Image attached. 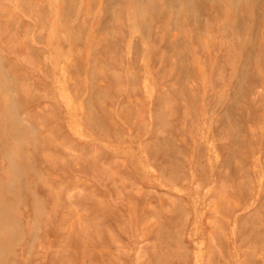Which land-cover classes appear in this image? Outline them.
<instances>
[{
    "label": "rangeland",
    "instance_id": "1",
    "mask_svg": "<svg viewBox=\"0 0 264 264\" xmlns=\"http://www.w3.org/2000/svg\"><path fill=\"white\" fill-rule=\"evenodd\" d=\"M187 1L0 0V264H264V0Z\"/></svg>",
    "mask_w": 264,
    "mask_h": 264
},
{
    "label": "bare ground",
    "instance_id": "2",
    "mask_svg": "<svg viewBox=\"0 0 264 264\" xmlns=\"http://www.w3.org/2000/svg\"><path fill=\"white\" fill-rule=\"evenodd\" d=\"M187 3H188V6H192L193 7V1L192 0H188Z\"/></svg>",
    "mask_w": 264,
    "mask_h": 264
}]
</instances>
